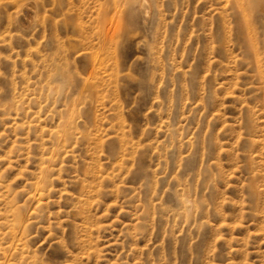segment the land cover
<instances>
[{
    "label": "rangeland",
    "instance_id": "1",
    "mask_svg": "<svg viewBox=\"0 0 264 264\" xmlns=\"http://www.w3.org/2000/svg\"><path fill=\"white\" fill-rule=\"evenodd\" d=\"M12 1L0 264H264V7Z\"/></svg>",
    "mask_w": 264,
    "mask_h": 264
},
{
    "label": "bare ground",
    "instance_id": "2",
    "mask_svg": "<svg viewBox=\"0 0 264 264\" xmlns=\"http://www.w3.org/2000/svg\"><path fill=\"white\" fill-rule=\"evenodd\" d=\"M13 3H16V1L15 0H13L12 1ZM234 2L238 5V7L241 9V13H242V16H243V19H244V21H245V23H244V26L246 27V29H247V27H248V22H247V20L245 19L246 18V16H249L250 15V13H251V11L254 9H259V8H261V7H264V0H234ZM139 3V2H138ZM141 3H142V1H141ZM32 4H31V2H29V1H27L26 3L24 2V3H22V4H20V5H18L19 6V8H17L16 10H15V12H14V17H13V19H14V21L15 22H22V21H24L25 19H24V15H26L27 13H29V11H31V10H29V9H31V8H28V7H30ZM247 35L248 36H250V35H252L251 34V32L250 33H247ZM39 186V185H38ZM39 189V188H38ZM38 189H36L35 191H37ZM34 191V193H36ZM39 191V190H38ZM35 195V194H34ZM38 195V194H37ZM37 195H35V196H37ZM36 199V198H35ZM31 200H33V198L31 199ZM37 201V200H36ZM39 201V200H38ZM12 215H13V224H15V225H17V226H20L21 225V222H23L22 221V216H21V212H20V209H18V208H13V210H12ZM8 222V221H7ZM9 223V222H8ZM23 224V223H22ZM20 228H22V227H20ZM18 229H19V227H18ZM10 230V229H9ZM16 235V234H15ZM14 236V235H13ZM14 238V237H13ZM18 238V237H17ZM15 240V239H14ZM19 240V239H18ZM22 240V239H21ZM13 242V241H12ZM16 242V241H15ZM22 242V241H21ZM14 243V242H13ZM10 245H14V244H10ZM16 246V245H15ZM10 248V247H9ZM14 248V247H13ZM15 249V248H14ZM9 264V263H8Z\"/></svg>",
    "mask_w": 264,
    "mask_h": 264
}]
</instances>
